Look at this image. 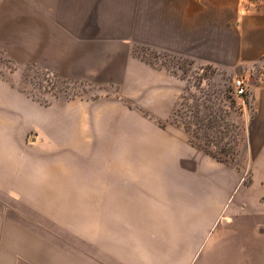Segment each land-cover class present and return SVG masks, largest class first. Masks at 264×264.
Segmentation results:
<instances>
[{
  "label": "rangeland",
  "instance_id": "1",
  "mask_svg": "<svg viewBox=\"0 0 264 264\" xmlns=\"http://www.w3.org/2000/svg\"><path fill=\"white\" fill-rule=\"evenodd\" d=\"M24 5L26 0H0V82L36 104L43 112L44 125L38 119V130L22 136L26 146L21 147V155L31 161L36 155L31 169H22V177L36 175L37 192L3 196L0 219L5 228L18 226L23 234L26 230L31 238L36 237V264H221L202 255L206 237L216 221L226 217L223 210L230 202L212 194L211 187L226 184L215 172L204 173L202 158L206 155L207 166L213 169L220 162L241 170L240 148L251 111L246 100L235 97L234 77L140 43L131 44L133 58L180 81L170 114L156 123L162 128L168 123L179 125L185 148L192 147L190 163H166L165 176L170 177L164 181L163 192L157 193L161 185L151 162L138 169L139 163L112 161L126 153L116 140L125 133H139L117 130L120 124L153 123L151 117L140 115V92L131 90L123 80L122 68L128 60L120 44L125 43V35L101 36L100 50L89 53L91 62L84 68V77L68 80L13 58V16L27 12ZM88 73L92 75H85ZM62 108L80 113V117L70 114L69 130L46 129L50 119L60 123L57 113ZM77 124L83 129L72 127ZM148 133L155 136L151 130ZM115 171L117 176L132 178L133 187H145L149 194L111 196L127 204L109 206L94 205L93 195L43 193L91 190L94 183L108 186ZM54 177L59 185L68 183V188L49 187ZM21 182L20 190H29ZM243 182L247 184L246 179ZM251 247L244 264H264V239L258 248ZM23 257L32 262L28 253Z\"/></svg>",
  "mask_w": 264,
  "mask_h": 264
},
{
  "label": "crops",
  "instance_id": "2",
  "mask_svg": "<svg viewBox=\"0 0 264 264\" xmlns=\"http://www.w3.org/2000/svg\"><path fill=\"white\" fill-rule=\"evenodd\" d=\"M26 1L22 9L27 12L13 16V58L47 68L68 80L84 77V68L91 62L89 53L100 50L101 36L125 35V43L120 44L124 45L128 60L123 64V80L129 83L131 90L140 92V115L151 117L153 123L120 124L117 130L139 133H125L116 140L126 153L112 161L139 163L138 169H142L141 164L151 162L157 183L161 185L157 193L163 192L164 181L170 177L165 176L166 163H190L192 147L185 148L179 125L168 123L162 128L156 123L170 114L180 91V81L164 70L133 58L131 44L140 43L157 52L208 66L226 76L248 79L251 116L240 148V172L235 166L226 167L220 162H217L218 168L213 169L207 166L206 155L202 158L204 173L215 172L226 184L211 187L212 194L226 197L230 202L223 210L226 217L218 219L213 232L206 237L202 256L218 259L221 264H244V259L250 257L246 253L252 249L251 245L258 248L264 239V0ZM89 73L85 75H92ZM57 114L60 123L53 124L50 119L44 126L46 129L69 130L68 117L77 113L62 108ZM42 115L36 104L0 82L1 208L4 195L37 192L36 175L22 177L21 172L31 169L36 155L31 161L29 156L21 155V147L26 146L22 144L25 142L22 136L38 130V119L44 125ZM72 127L83 129L79 124ZM150 130L155 136L148 133ZM115 143H109L110 147ZM25 151L30 152L29 148ZM111 175L108 186L94 183L91 190L43 193L93 195L94 205L109 206L127 204L126 200L111 196L149 194L145 187H133L132 178L117 176L116 171ZM57 179L51 178L48 186L68 188V183L59 185ZM245 179L247 184L243 182ZM22 180L29 190H20ZM17 227L6 229L0 219V264H36V237L31 238L26 230L23 234ZM31 243L32 249L26 252ZM201 252L198 251L197 257ZM24 253H28L32 262H27Z\"/></svg>",
  "mask_w": 264,
  "mask_h": 264
},
{
  "label": "built area",
  "instance_id": "3",
  "mask_svg": "<svg viewBox=\"0 0 264 264\" xmlns=\"http://www.w3.org/2000/svg\"><path fill=\"white\" fill-rule=\"evenodd\" d=\"M233 93L235 97H238L242 100L250 101V85L248 79L244 77H234L231 83Z\"/></svg>",
  "mask_w": 264,
  "mask_h": 264
},
{
  "label": "trees",
  "instance_id": "4",
  "mask_svg": "<svg viewBox=\"0 0 264 264\" xmlns=\"http://www.w3.org/2000/svg\"><path fill=\"white\" fill-rule=\"evenodd\" d=\"M206 154H208V152L207 151H204Z\"/></svg>",
  "mask_w": 264,
  "mask_h": 264
}]
</instances>
